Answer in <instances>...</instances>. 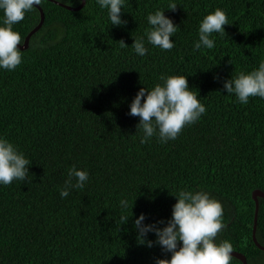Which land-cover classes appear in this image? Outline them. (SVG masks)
I'll list each match as a JSON object with an SVG mask.
<instances>
[{
    "label": "trees",
    "instance_id": "trees-1",
    "mask_svg": "<svg viewBox=\"0 0 264 264\" xmlns=\"http://www.w3.org/2000/svg\"><path fill=\"white\" fill-rule=\"evenodd\" d=\"M217 1L125 0L121 16L127 23L111 26L96 0H86L80 11L42 0L46 20L22 50V63L0 69V135L32 161L30 182L0 185V264L170 259L158 245H141L133 222L141 213L145 223L167 221L181 188L203 189L221 201L226 227L216 242L227 239L248 264H264V251L253 241L252 195L264 192V99L241 104L222 86L223 79L264 60V0ZM171 3L177 7L165 15L179 26L170 37L175 46L162 50L146 41L148 53L137 55L131 45L150 28L147 14ZM217 7L228 14L226 34H212L213 49L194 50L199 22ZM2 17L0 11V22ZM40 20L34 7L13 26L23 43ZM162 74L186 75L207 111L175 140L153 137L142 144L140 118L128 115L129 106L141 87H154ZM73 164L86 169L89 180L65 199L59 189ZM122 198L130 203L126 214L133 215L119 226ZM259 201L256 237L264 246V198ZM148 238L156 239L154 233ZM230 264L242 262L232 257Z\"/></svg>",
    "mask_w": 264,
    "mask_h": 264
},
{
    "label": "clouds",
    "instance_id": "clouds-1",
    "mask_svg": "<svg viewBox=\"0 0 264 264\" xmlns=\"http://www.w3.org/2000/svg\"><path fill=\"white\" fill-rule=\"evenodd\" d=\"M41 3L42 0H0V11L3 12L0 22V69L12 71L22 63L23 51L18 47L23 45L22 36L13 26ZM96 3L107 10L111 26L127 23L121 16L125 0H96ZM176 7L175 3H171L164 9L158 8L147 14L150 28L146 29L145 36L134 37L131 45L137 55L143 57L148 53L146 41L162 50L175 46V41L170 37L179 26L165 15V9L174 10ZM230 24L224 9L217 7L209 12L199 22L194 50L202 47L213 49L215 38L212 34H226L224 26ZM119 43L121 47L128 46L124 40ZM216 78L220 79L219 76ZM222 86L227 94H234L241 104H247L250 97L264 99V60L250 71H239L223 79ZM129 107L128 115L140 118L137 128L143 130L140 137L142 144L149 143L153 137L161 143L175 140L186 125L194 124L207 111L198 92L189 87L187 76L181 74H162L160 82L154 87H141ZM31 164L32 161L14 142L0 135V185H10L14 180L30 182ZM88 180L89 172L73 164L67 171L64 185L59 189L60 196L65 198L73 188H84ZM174 196L176 203L172 205L171 217L167 221L161 219L145 223L147 216L141 213L133 222L141 245L149 248L158 245L164 253L171 254L170 259L157 257L155 264H230L233 244L227 239L219 243L215 240L226 227L221 201L203 189L181 188ZM119 205L123 210L119 216L120 226L127 223L133 213L131 216L126 214L130 206L127 198H122ZM132 208L133 205L131 211ZM149 233H154L156 239H149Z\"/></svg>",
    "mask_w": 264,
    "mask_h": 264
},
{
    "label": "water",
    "instance_id": "water-1",
    "mask_svg": "<svg viewBox=\"0 0 264 264\" xmlns=\"http://www.w3.org/2000/svg\"><path fill=\"white\" fill-rule=\"evenodd\" d=\"M51 1L55 2L56 4H59L60 6L65 7L68 10H72V11H80L86 5V0H82V3L79 6H77V7H71V6L65 5L63 3L57 2L55 0H51ZM35 7L38 8L40 13H41V20H40V23L38 24V26L36 28H34L29 33V35L26 37L23 45L22 46L18 45V47L21 48V50H26V49L29 48L31 38L42 28V26H43V24L45 22V14H44L43 9L41 8L40 5H36ZM260 198H264V192L261 191V190L254 191L253 199H254V201L256 203V209H255V219H254V227H253V241H254L255 245L260 250L264 251V246L261 245V243H259V241L257 240V237H256L257 225H258V216H259V208H260V201H259ZM232 257H235V258L239 259L242 262V264H248L246 256L244 254L240 253V252L233 251Z\"/></svg>",
    "mask_w": 264,
    "mask_h": 264
},
{
    "label": "bare ground",
    "instance_id": "bare-ground-1",
    "mask_svg": "<svg viewBox=\"0 0 264 264\" xmlns=\"http://www.w3.org/2000/svg\"><path fill=\"white\" fill-rule=\"evenodd\" d=\"M74 1V0H73ZM173 1V0H172ZM176 1V0H175ZM220 1V0H219ZM219 1H217V2H219ZM188 2V1H187ZM186 2V3H187ZM191 2V1H190ZM214 2V1H213ZM222 2V1H221ZM77 3H79V2H77ZM93 3V2H92ZM176 3V2H175ZM177 4V3H176ZM217 4V3H216ZM221 4V3H220ZM225 4V3H224ZM46 5V4H45ZM52 5V4H51ZM75 5V4H74ZM222 5V4H221ZM49 7V6H48ZM47 7V8H48ZM52 7V6H51ZM72 7H74V6H72ZM46 8V7H45ZM54 8V7H53ZM59 10V9H58ZM94 10V9H93ZM62 12V11H61ZM72 13V12H71ZM81 13V12H80ZM92 13V12H91ZM50 14V13H49ZM48 14V15H49ZM53 14V13H52ZM94 14H95V12H94ZM66 15V14H65ZM77 15V14H76ZM78 15H80V14H78ZM92 15V14H91ZM58 16V15H57ZM61 17V16H60ZM235 17V16H234ZM87 18H88V16H87ZM48 19H50V18H48ZM89 19V18H88ZM46 20V19H45ZM84 20V19H83ZM264 20V19H263ZM66 21V20H65ZM86 21H87V19H86ZM93 21V20H92ZM56 22V21H55ZM60 22V21H59ZM64 22V21H63ZM65 23V22H64ZM80 23V22H79ZM85 23V22H84ZM83 24V23H82ZM88 25H89V23H88ZM31 26V25H30ZM69 26V25H68ZM67 26V27H68ZM78 26V25H77ZM103 26V25H102ZM101 27V26H100ZM73 28V27H72ZM86 28V27H85ZM114 28V27H113ZM76 29V28H75ZM80 29V28H79ZM102 29H103V27H102ZM72 30V29H71ZM81 30V29H80ZM95 31V30H94ZM73 32V31H72ZM108 35V34H107ZM68 37V36H67ZM57 45V44H56ZM61 47V46H60ZM55 48H58V47H55ZM66 49V48H65ZM49 59H50V57H49ZM222 59V58H221ZM210 75V74H209ZM209 77V76H208ZM210 78V77H209ZM47 83V82H46ZM209 87V86H208ZM51 90V89H50ZM51 105V104H50ZM50 105H48V106H50ZM64 137V136H63ZM67 139V138H66ZM75 143V142H74ZM72 150V149H71ZM63 183V182H62ZM156 186V185H155ZM154 186V187H155ZM151 193H152V191H151ZM253 195V194H252ZM66 199V198H65ZM73 199V198H72ZM137 200V199H136ZM49 201V200H48ZM168 201V200H167ZM173 202V201H172ZM73 203V202H72ZM47 208V207H46ZM75 209V208H74ZM80 209V208H79ZM42 210V209H41ZM53 211V210H52ZM68 214V213H67ZM70 214V213H69ZM77 214V213H76ZM80 214V213H79ZM128 214V213H127ZM149 215V214H148ZM82 216V215H81ZM11 217V216H10ZM67 217V216H66ZM75 217H76V215H75ZM80 217V216H79ZM77 218V217H76ZM157 218V217H156ZM74 219V218H73ZM53 226V225H52ZM71 226V225H70ZM69 226V227H70ZM87 240V239H86ZM91 241V240H90ZM82 243V242H81ZM95 243V242H94ZM5 245V244H4ZM90 245V244H89ZM88 246V245H87ZM93 246V245H92ZM245 255V254H244Z\"/></svg>",
    "mask_w": 264,
    "mask_h": 264
}]
</instances>
